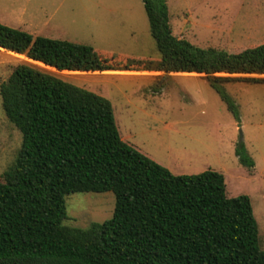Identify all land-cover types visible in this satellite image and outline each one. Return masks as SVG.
<instances>
[{"label": "trees", "instance_id": "obj_1", "mask_svg": "<svg viewBox=\"0 0 264 264\" xmlns=\"http://www.w3.org/2000/svg\"><path fill=\"white\" fill-rule=\"evenodd\" d=\"M157 62L114 64L93 47L0 23V49L68 73L144 70L204 75L239 120L224 84H264V44L229 53L173 33L167 0H142ZM25 57V58H26ZM222 75V76H221ZM226 75V76H223ZM22 147L0 182V264H264L250 197L224 175L176 176L120 136L111 102L28 65L0 87ZM240 164L255 167L243 144ZM115 195L113 217L64 225L72 194Z\"/></svg>", "mask_w": 264, "mask_h": 264}, {"label": "rangeland", "instance_id": "obj_2", "mask_svg": "<svg viewBox=\"0 0 264 264\" xmlns=\"http://www.w3.org/2000/svg\"><path fill=\"white\" fill-rule=\"evenodd\" d=\"M167 4L174 35L196 47L237 53L264 44V0ZM0 23L33 36L89 45L114 64L160 60L142 0H0ZM25 57L0 49V87L19 65H28L108 99L120 136L136 150L176 176L221 173L229 198L249 196L264 250V84L223 85L238 107L237 120L204 75L147 70L68 73ZM22 143L0 96V182ZM240 144L254 168L240 164ZM66 202L64 225L86 229L113 217L116 198L112 192L72 194Z\"/></svg>", "mask_w": 264, "mask_h": 264}]
</instances>
